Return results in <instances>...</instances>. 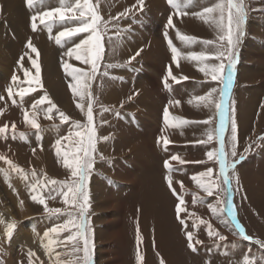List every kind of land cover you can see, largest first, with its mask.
<instances>
[{
  "label": "rangeland",
  "instance_id": "1",
  "mask_svg": "<svg viewBox=\"0 0 264 264\" xmlns=\"http://www.w3.org/2000/svg\"><path fill=\"white\" fill-rule=\"evenodd\" d=\"M2 1L0 0V3ZM4 1L9 2L10 6L0 4L2 8L0 11V58L6 64L3 71L0 69V96L4 97L0 100V110H2L0 126L8 124L9 128L6 134L7 139L0 138V149L3 148L5 155L9 153L10 156H4L23 169L27 179L11 171L4 160H0V170L2 174L4 170L8 171V181L14 188L15 194L29 209L28 214L17 221L16 225L22 226L23 232L27 233L29 238H34V247H36L43 233L62 224L66 216L45 213L43 205L31 200L27 185L33 182V170L36 178L41 180H45V174L47 179L57 181H64L70 177L69 170L63 166V153L70 151L74 144L69 143L68 140L62 141L61 156L58 157L55 142L58 138L68 136L69 131L75 129L70 122L62 123L55 109L51 113L53 118L46 119L45 110L49 106L47 101L39 105L36 112L35 118L40 125V130L31 128L25 122L23 112L27 111L29 119H32L31 106L46 91L51 101L60 111L69 116L71 121L87 122L85 115L76 107V104L81 102L80 97L74 96L69 88L72 80L62 65L66 61L84 71L90 69V65L65 55L67 49L74 47L82 39H87L90 33L82 32L71 38H62V45H57L50 35L55 37L65 27L79 26L76 21L67 22V17L73 13L66 12V21L63 23L57 18L53 23L51 34L39 25V21H37L38 30L33 32L30 27V17L38 11L58 7V0H45L43 6L38 3L32 9L26 6V0ZM14 2L19 4L22 2L20 4L22 8L14 5ZM70 2L74 3L75 0ZM156 2L157 0H145L142 12L133 8L134 15L130 12L127 16L115 20L113 18L119 13L136 5L137 0H90L103 21L108 23L104 34L103 59L99 62V72L90 87L94 97L93 116L96 132L95 162L88 184L90 196L88 218L92 229L93 264H116L118 251L121 252L123 264H160L161 259L164 264H242L245 256L260 258L257 259L256 264H261V259H264V248L257 241L264 242V107L261 106L264 104V58L260 54L256 60L251 56H244L248 38L252 41L248 45L260 44L259 47L264 51L262 44L264 43V0H245L248 12L246 34L236 50L238 62L232 88L224 96L225 151L230 160L239 161L235 169V174L239 177V185L233 179L231 191L227 197L215 190L213 195L208 196L192 179L194 176L198 177L208 167L213 168V180L219 175L218 164L208 161L206 156L207 151L219 147L218 142L215 138L207 144L198 142L207 139L205 133L210 128L213 129L215 136L220 117L214 109L210 110L202 104L197 107L189 103L193 97L206 95L213 87L217 88V93L213 94L212 99H217L218 103L219 90L224 87V84L220 81H212L211 76L205 77L198 70L200 66H203L198 61L182 58V70L180 63L177 67L172 61V52L163 33L169 15L175 16L176 10L172 9L166 0ZM215 2L218 0H194V6L186 9L189 13L187 17L192 19L190 18L192 13L200 12L203 7ZM20 8L23 9L22 15L18 14ZM192 9L195 11H191ZM75 15L78 16L79 12L77 11ZM196 19L192 21L202 23L201 18H199L200 21ZM252 23L260 26H258L259 29H255L259 34L250 30ZM208 27L212 28L209 25ZM171 31L168 29L169 37L174 39ZM182 34L198 38V42L191 46L182 44V51L185 53L204 50L199 40L216 39L215 31L207 36H200L195 30L182 31ZM29 38L37 49L42 48L44 51V60L40 57L41 50L37 60L43 87L36 85L33 81L31 88L36 90L29 92L23 98L21 107L20 97L14 95L10 98L7 88L12 86L13 92L17 93L21 87L28 88V80L35 76L36 69L28 56H25L22 61L23 67L17 63L26 51L32 59H37L36 53H32L25 47ZM42 40L44 42L40 44ZM172 41L178 48L175 40ZM12 46H15L14 49ZM140 49H143L141 54L128 63L130 57ZM213 62L219 63V61L204 63ZM224 62L227 63V61ZM108 64L119 66L107 68L109 75L105 77L102 74ZM169 65L179 82L169 78L170 87L166 89L162 81ZM25 69L29 73L27 78L24 75ZM13 74L19 77L15 85L11 80ZM223 75L227 76V69ZM185 76L188 79H183ZM130 96L131 100L128 99ZM12 99H16L18 103L14 105ZM175 101L180 103L176 104ZM83 103L86 111L87 100L85 99ZM166 107L169 111V121L171 116L177 117L175 114L177 110H181L179 117L187 120L188 123L176 128L166 126L164 123ZM210 117L211 124L203 123ZM233 120L237 125L236 157L231 156ZM172 122H174L173 119ZM13 123L16 125V139L12 138ZM175 131H179V134ZM19 133H25V139H20ZM161 137L170 141L167 150L162 140L158 143ZM33 149H36L35 154ZM246 149L249 150L246 151ZM172 155H178L185 163L180 164L179 161L170 160ZM165 160H169L171 171L164 167ZM198 161H204V163H198ZM229 175L232 176L233 173L230 171ZM2 176L0 174V192H3L0 202L6 204L5 206H13L15 203L11 194L14 191L11 190L12 187L7 188V184L9 186L10 183L5 182ZM168 177L171 178V188ZM201 182L206 184L207 178H201ZM52 187L54 186L47 185L41 191L48 206L65 208L62 198L55 192H52V195L56 198H49L48 193ZM173 189L177 195H183L185 201L181 205L185 211L180 213V219L185 221L184 225H181L176 215L175 206L179 200L176 195H173ZM218 195L221 200L226 201L219 205L224 209L222 213H214L209 207V205H217ZM194 196L203 197V203H193ZM96 198L99 200L98 203ZM119 200L124 201L125 207L121 226L117 229L113 223ZM229 209L235 212V221L229 215ZM168 215L171 220L168 222L165 220L166 226L163 225L165 232L162 221L159 219H165ZM17 218L21 219V216ZM173 220L177 225L175 230H171ZM13 221L11 219L6 221L3 232L6 225ZM200 221L207 223H200ZM237 223L252 239L245 240L239 236ZM207 224H211L212 229L226 239L221 241L218 236H209ZM137 226L142 239L139 244L142 261H138L136 256ZM120 230L123 234L122 242L117 241ZM188 231L194 234L193 242L197 248L196 252L187 246ZM68 234L61 233L60 240L68 243L65 239ZM1 236L0 230V261H3V264H28L29 252L35 253L33 264H53L56 253L63 254L70 250L65 247V244H57L53 246L52 255L47 256L48 254H42L37 248L33 249L28 244L20 243L18 247L15 246L13 252L7 253V249L5 250L2 246V241L5 240L1 239ZM44 240L47 243V239ZM197 240L200 241L199 244L195 243ZM62 258L67 259L63 255Z\"/></svg>",
  "mask_w": 264,
  "mask_h": 264
},
{
  "label": "snow or ice",
  "instance_id": "2",
  "mask_svg": "<svg viewBox=\"0 0 264 264\" xmlns=\"http://www.w3.org/2000/svg\"><path fill=\"white\" fill-rule=\"evenodd\" d=\"M166 2L170 5V7L175 11V15L178 17H183L188 15L189 13L186 11L187 8L194 6V0H166ZM44 5L45 0H26V6L29 9L35 7L36 4ZM59 6L52 8L50 10L38 11L30 17V27L33 32L38 30V23L42 25L44 28L48 30L51 34L53 29V23L58 20L60 22L66 21V12L73 13L72 15L67 17V22L76 21L79 26L77 27H65L63 31H60L55 37L50 35V38H54L55 43L57 45H62V38L74 37L78 33L87 32L90 33L87 39H82L80 43L75 44L74 47L67 49L65 55L69 58L75 57V59L80 60L82 63L90 65V69L88 71H84L83 69L76 68L66 61L63 62V68L67 75L71 77L72 82L69 84V88L72 90L74 96L80 97V103L76 104V107L81 110V112L86 117V123H81L80 121H71L70 117L67 116L64 112L60 111L51 99L48 96V93L45 91L43 96L40 97L39 100H36L32 104V119H29V113L27 111L23 112L24 120L27 124L31 126L33 129L40 130V125L37 122L36 112L38 106L44 104L45 101L48 103V107L45 110V118L52 119L51 113L55 109L56 112L59 113V117L62 123H71L74 131L70 130L68 136L58 138L55 142L56 155L61 156V146L62 141L68 140L69 143L74 144V147L70 151H66L63 153V166L65 169L69 170L70 177L64 181H57L55 179H47L45 174V180H41L36 178V173L33 170L32 178L33 182L27 187L29 188V195L32 201L43 205L45 213L50 215L55 214H63L66 216V219L62 224L54 226L43 233V237L41 241L43 243L44 239H47V243H43V248L46 254L49 256L54 252V245L57 244H65V247H68L70 250L61 254H55V260L53 264H93L92 261V229L90 226V220L88 218V213L90 209V196H89V177L94 167L95 156L94 152L95 141H96V132L94 126V116H93V103L94 97L92 92L90 91L91 82L94 81L99 72V62L103 59L104 53V34L105 30L108 27V23L103 21L102 16L98 13V11L91 5L90 0H75V2H70V0H58ZM145 7V0H137V4L132 6L131 8L126 9L124 12L119 13L117 17L113 19L118 20L121 17H125L128 13L133 12V8L136 11L142 12ZM2 11V8H0ZM79 12V15H75L76 12ZM134 15V12H133ZM193 16L201 18L205 23L209 24L210 27L216 32L215 40H199L204 46V50L200 52H189L187 55H183L181 51L174 46L172 39L169 37L168 29L176 28L173 23V15H169L167 23L165 25V31L163 33L165 40L167 41L168 47L172 52V61L176 63L177 67H179V60L181 58L186 60L198 61L203 66H200L198 70L204 74L205 77L211 76L212 81H220L221 84H224V87H221L219 90L220 101L217 103L213 98V94L217 93V88L213 87L211 90L202 96L193 97L192 100L189 101L190 104H194V106H201V104L209 108H215L216 114L220 117V122L218 127L215 129V136L213 129H209L205 135L207 137L206 140H201L198 143L207 144L215 138L218 142L219 147L207 151L206 156L208 161H213L215 164L219 166V175L213 180V168L208 167L206 171L201 172L199 176H194L192 179L197 183V185L203 189V191L211 196L214 194V190L217 193H223L225 197L228 196L231 191V183L232 180L235 179L237 185H239V177L235 174L236 164L239 162L238 160H230L228 158V154L225 151V125H226V108L224 103V96L230 92L233 85V78L235 75L236 64L238 62V54L237 49L239 47L240 42L245 36V26L247 20V6L245 0H218L211 4L210 6L203 7L202 11L192 13ZM90 17V19H89ZM119 32V28L117 29ZM176 37L179 41L182 42L185 46H191L198 42V38L182 34L179 29H176ZM26 49H30L32 53H36L37 59H32L29 53L26 51L22 54L17 61V63L23 67L22 61L25 56L32 62V66L36 69L35 76L31 77L28 80L29 87L23 88L21 87L17 93L13 92V87L9 86L7 88V93L10 98L14 95H18L20 97L19 105L22 107L23 98L29 94L31 91H35L36 89L31 88V83L34 81L36 85L43 87L40 79V65L37 60L39 58V51L36 46L33 44L32 39L29 38L26 45ZM210 49V51H209ZM143 49L138 50L134 56L130 57L128 63L131 60H134L137 56L141 54ZM205 61H219V63H204ZM224 61H227L225 63ZM119 65L108 64L106 66V70L102 74L103 76H108L107 68L118 67ZM227 69V76L225 77L223 73ZM24 75L27 78L29 73L28 70H24ZM169 78L171 80L179 82L177 77L173 75L171 65L167 68V74L163 77V85L166 89L170 87ZM183 79H188V77H183ZM13 85L19 80V77L16 74H13L11 77ZM226 80V84H225ZM4 97L0 96V100H3ZM87 100L86 111L85 105L83 101ZM129 100L132 99L130 96ZM12 103L15 105L18 103L16 99H12ZM174 103L179 104V101H175ZM264 107V104L261 105ZM107 110V109H105ZM0 114H2V110H0ZM174 123L170 124L169 121V111L166 107L164 109V123L166 126H171L173 128L180 127L181 125L187 124L188 121L180 118L173 117ZM205 124H211L212 118L210 117L208 120L204 121ZM12 138H17V133L15 132L16 125L12 124ZM8 124H4L0 126V138L7 139L8 132ZM232 136L231 140L232 151L231 156L236 157V145L235 141L237 139V125L235 120L232 121ZM20 139H25V133H19ZM163 141L165 145V149L167 150V145L170 141L161 137L158 139V143ZM41 150L42 146H41ZM249 149H246V151ZM36 149H33V154H35ZM242 158V157H241ZM0 160H4L9 166L11 171L17 172L22 177L27 179V174L23 169L19 168L15 165L11 160H8L4 155H0ZM172 161H179L180 164H184L185 161L181 159L178 155H172L170 157ZM198 163H204V161H198ZM164 167L171 171V165L169 160H165ZM232 172L233 175L230 176L229 172ZM5 180L7 181L9 178V173L7 170L4 171ZM201 178H207V183H202ZM169 187H172L171 178L168 177ZM47 185H52L54 187L48 193L49 198L55 199L56 197L52 195V192H55L57 196L62 198L63 204L66 206L65 208H50L46 202L44 195L41 194V191ZM11 187V184H9ZM173 195L177 196L179 203L175 206V211L177 218L180 219V213L185 211L184 208L181 207L185 203L183 195H177L175 189H173ZM200 202L203 203V197L194 196L193 203ZM226 201L217 198V205H209L214 213H222L224 209L219 207V205L225 203ZM230 202V201H229ZM21 206L23 205V201L20 202ZM229 215L232 217L233 221L236 219L235 212L229 209ZM0 223H3V220L0 219ZM181 225H184L185 221L180 219ZM200 223L206 224L205 221H200ZM17 227L16 223L13 221L6 225L5 234L7 238H11L14 234V229ZM209 229V236H218L221 241L226 238L223 235H220L214 229H212L211 224H207ZM236 228L239 230L238 234L241 238L245 240H250L252 237L246 235L245 230L238 223L236 224ZM63 232L69 233L65 238L68 243L60 240V234ZM55 234V235H53ZM187 246L193 252L197 251V248L194 246L193 242V233L191 231L187 232ZM142 242L139 227L137 226V260L142 261L143 257L139 251V244ZM196 244H199L200 241H195ZM260 243V246L264 248V242L257 241ZM67 257V259L62 258ZM159 255V253H157ZM35 253H28V264H33V257ZM257 259L260 258H249V256H245L243 258L242 264H256ZM0 264H3V261H0ZM160 264H164V261L161 259ZM261 264H264V259H261Z\"/></svg>",
  "mask_w": 264,
  "mask_h": 264
},
{
  "label": "bare ground",
  "instance_id": "3",
  "mask_svg": "<svg viewBox=\"0 0 264 264\" xmlns=\"http://www.w3.org/2000/svg\"><path fill=\"white\" fill-rule=\"evenodd\" d=\"M18 1V0H17ZM157 2H159V0H157ZM156 2V3H157ZM1 3H4V4H7L8 6H10V3L9 2H7V1H2ZM0 3V4H1ZM15 3V2H14ZM22 3V2H21ZM20 3V4H21ZM19 4V2L18 3H15L14 5H19V7H21L22 8V5H20ZM11 8V7H10ZM20 8V10H18V11H20V13H18V14H20V15H22L21 14V10H23V9H21ZM18 9V8H17ZM12 10H14V9H12ZM191 11H195L194 9H192ZM197 11V10H196ZM29 15V14H28ZM191 15V14H190ZM27 16V15H26ZM28 17V16H27ZM190 18H192V19H189V17H187V15H185V16H183V17H178L177 15H173V23L175 24V26H176V28H169V29H171L172 31V33H171V35L174 37V39H172V40H175V42L178 44V49L181 51V53H182V56L183 55H187L188 53H185V52H183L182 51V42L181 41H179V39H177V37H176V29H179L180 30V32L182 33V31H187V30H195L196 31V33H198V35H205V36H207L209 33H212V31H214V30H211L212 28H209L208 27V25L209 24H207V23H205L204 22V20L203 19H201L202 21V23H200L201 25H199V23H194L192 20H194V19H196V20H198L199 18L198 17H196V16H193V15H191L190 16ZM24 19V18H23ZM199 21H200V19H199ZM193 23H194V25H195V29L193 28ZM253 24V23H252ZM250 24V26H251V31L253 32V33H258L259 34V32H257V31H255V29H259L258 28V26L259 25H257V24ZM260 27V26H259ZM249 29V28H248ZM170 31V30H169ZM190 33V32H189ZM257 35V34H256ZM42 39V38H41ZM247 41H249L248 43H247V46H246V48H245V56L244 57H247V56H251V57H253L254 58V60H256V58H257V56H259V54L261 55V57H263L264 58V51H262L261 50V48L259 47V46H261L260 44H253L254 46H252V45H248L249 43H251L252 41H250V39L248 38V40ZM43 42H44V40H42L41 42H40V44H43ZM126 43V42H125ZM37 44H39V43H37ZM263 44V46H264V43H262ZM126 45V44H125ZM153 45V44H152ZM161 45V44H160ZM38 46V45H37ZM40 46V45H39ZM155 46V45H154ZM153 46V47H154ZM14 47L15 46H12V48L14 49ZM252 47V48H251ZM156 48V47H155ZM154 48V49H155ZM39 50V54H40V50H41V58H43V60H44V58H45V56H44V51H43V49L41 48V49H38ZM157 50V49H156ZM261 50V51H260ZM263 50H264V47H263ZM162 51V50H161ZM7 53V52H6ZM156 53V52H155ZM159 53V52H158ZM157 57V56H156ZM251 57H249V58H251ZM40 58V59H41ZM249 58H247V59H249ZM252 58V59H253ZM158 60V59H157ZM258 60V59H257ZM264 60V59H263ZM41 61V60H40ZM182 58L179 60V63H180V67H181V70H182ZM39 62V61H38ZM186 62V61H185ZM190 62V61H189ZM253 62V61H252ZM258 62V61H257ZM0 69H1V71H3V67L6 65L5 64V62L2 60V58H0ZM154 63H155V61H154ZM194 63V62H193ZM255 63V62H254ZM43 64V63H42ZM172 65V64H171ZM188 65V64H187ZM186 65V66H187ZM245 65V64H244ZM260 66V65H259ZM44 67L46 68V66H45V63H44ZM244 67V66H243ZM188 68V67H187ZM190 68L192 69V66H190ZM189 68V69H190ZM245 70V69H244ZM246 70H248L249 71V69H246ZM191 71V70H190ZM42 73H44V72H42ZM3 74V73H2ZM43 79V78H42ZM17 83V82H16ZM218 100L216 99L215 100V102H217ZM209 109V108H208ZM212 109H214L215 110V108H212ZM216 111V110H215ZM172 113H173V111L171 112V115H172ZM175 114L177 115V117H179L180 116V114H181V110H177L176 112H175ZM172 119H173V116H171V119H170V124L171 123H174V122H172ZM168 127H170L171 128V126H168ZM173 128V127H172ZM175 133L176 134H179V131H175ZM174 138V137H173ZM0 155H5L4 153H3V148L2 149H0ZM7 155H9V153H7L5 156H7ZM10 156V155H9ZM9 166V165H8ZM8 168H10V166L8 167ZM1 169V168H0ZM5 171V170H4ZM0 174L1 175H3L4 176V173L2 174V170H0ZM2 176V177H3ZM11 176H13V175H11ZM4 180H5V176H4ZM4 182V181H3ZM5 182H9L8 180L6 181L5 180ZM10 183V182H9ZM11 184V183H10ZM5 187V186H4ZM11 187H12V185H11ZM11 187H9L8 186V184H7V188H10L11 189ZM6 188V187H5ZM12 191H14L12 194H11V196L13 197H11L12 199H13V202L15 203L13 206L11 205V206H5L4 205V203L2 204V201L0 202V219H2L3 220V223H0V230H1V239H4L5 241H2V246H3V248L6 250L7 249V253H11V252H13L14 250H15V246H17L18 244H20V243H25V244H28V246L30 245L31 246V248H37V250H39L42 254H44V255H46V253H45V251H44V248H43V243H46V240H43V243H42V241H40L39 243H36V247H34L35 245H34V238L32 237V238H29V236L27 235V233H25V232H23V229H22V226H20V225H18L17 227H16V229H15V231H14V234H13V236L9 239V238H7V236H6V234H5V232H3L4 231V227H5V223H6V221L8 220V219H11V220H14L15 221V223L17 222V221H19V220H22V217L24 216V215H27L28 214V208H27V206L24 204V202H23V205L21 206V204H20V202L22 201L21 199H20V197H18L16 194H15V190H14V188L12 187V189H11ZM2 192V191H1ZM0 192V196H1V194L3 195V192L1 193ZM8 193V195H9V192H7ZM5 194V193H4ZM114 199H116L115 197H114ZM96 200H97V203H98V198H96ZM113 200V199H112ZM13 204V203H12ZM116 204V203H115ZM124 201H118V205H119V207L116 209V217H115V222L113 223L114 224V227L115 228H117L118 229V227H120L121 226V223H122V218H123V212H124ZM2 206H4L6 209H4V207H2ZM19 216H21V219H18L17 217H19ZM25 218V217H24ZM24 220V219H23ZM160 221H162V227H163V229H164V226H166L165 224H166V221L168 222L169 220H171V218H170V215H168L167 216V218H160L159 219ZM166 220V221H165ZM228 222V221H227ZM17 224V223H16ZM21 224V223H20ZM160 225H161V223H159ZM164 225V226H163ZM170 226H171V224H169ZM169 225H167V228H169L168 226ZM172 229L171 230H175V228H177V225H176V222L173 220L172 221ZM114 229V228H113ZM165 230V229H164ZM121 231V230H120ZM165 232H166V230H165ZM28 236V237H27ZM123 238V234H122V231L120 232V234H119V236H117V241L118 242H120L121 240H123L122 239ZM38 241V240H37ZM122 242V241H121ZM124 243V242H123ZM38 244V245H37ZM120 244V243H119ZM120 245H122V244H120ZM18 247V246H17ZM41 247V248H40ZM39 248V249H38ZM117 249L119 250V247H118V245H117ZM5 250L3 251V252H5ZM1 251H2V249H1ZM43 251V252H42ZM2 254V253H1ZM4 254H6V253H4ZM118 256H117V258H116V260H115V263L116 264H123V261H122V255H121V252L120 251H118ZM47 256H49V255H47ZM168 257V256H167ZM50 258V257H49ZM167 259V258H166ZM8 262H10V261H8Z\"/></svg>",
  "mask_w": 264,
  "mask_h": 264
}]
</instances>
